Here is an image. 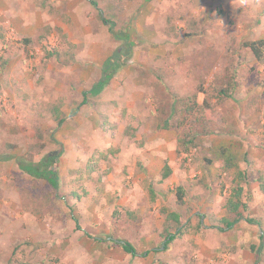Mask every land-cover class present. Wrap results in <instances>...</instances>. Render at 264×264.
Instances as JSON below:
<instances>
[{
  "label": "rangeland",
  "instance_id": "obj_1",
  "mask_svg": "<svg viewBox=\"0 0 264 264\" xmlns=\"http://www.w3.org/2000/svg\"><path fill=\"white\" fill-rule=\"evenodd\" d=\"M260 40L264 0H0V264H264V58L246 46ZM116 51L121 68L82 105ZM227 139L254 224L222 231L232 175L210 150ZM48 154L57 188L20 167ZM164 209L185 226L168 250Z\"/></svg>",
  "mask_w": 264,
  "mask_h": 264
},
{
  "label": "trees",
  "instance_id": "obj_2",
  "mask_svg": "<svg viewBox=\"0 0 264 264\" xmlns=\"http://www.w3.org/2000/svg\"><path fill=\"white\" fill-rule=\"evenodd\" d=\"M92 4L95 7H98L96 2H92ZM100 16L105 25L109 27V32L118 40H122L125 42L126 46L128 48H131V44L129 43V36L126 33H118L116 31V24L108 19L103 18V12L100 11ZM246 46L250 48L256 59L259 61L263 60L264 58V40L260 41H254L250 43H246ZM121 53L116 51V53L108 59L103 67H102V74L98 82H96L91 89L85 91L83 93L84 100L82 101V105H85L88 103L89 97H99L104 90L109 86L110 82L114 78L115 74L118 72V70L121 68ZM206 95V101L205 104L208 103V96L209 94L205 91H201ZM229 97L230 93L227 88H221L216 95V98L220 100L221 97ZM195 105L197 106V103L195 102ZM194 107L192 106L191 109L186 106V111L188 113H191L194 111ZM56 121L58 124V127L61 126L65 118L62 116L59 109L56 110ZM169 121H165L162 125L163 128L168 129L170 127ZM183 122H181L182 124ZM190 136V135H189ZM188 136V137H189ZM194 139H185L184 140V146L188 147L190 144H193ZM238 146L233 141L222 140L220 142H216L212 144L211 146V152L213 159L216 160H223L224 162V169L225 171L229 172L232 175V188L231 193L226 201V209L228 212V216L226 218H223L221 220V223L223 224V227L220 229L222 231L225 230H232L235 227H237L242 221H246L249 224H254V220L245 218L244 213L248 209L247 203L243 201V196L245 194L246 185L250 184V177L248 175V172L240 169L239 162L241 161V156L243 154L238 153ZM58 154H48L45 155L39 162H34L33 160H22L20 162L21 170L36 178V179H44L48 181L53 188L58 187V175L54 169L55 164L58 162ZM208 163H213L212 160H207ZM172 174V170L168 164H165L163 171H162V178L163 180L168 179ZM257 183H259L260 191L264 193V178L259 177L257 180ZM150 193L152 195V199L155 200V191L153 188L150 189ZM176 197L177 202L180 206L184 205L185 203V192L182 187H178L176 189ZM164 215L166 216L165 221V237H164V244L163 248L164 250H168L177 239H180L184 235V228L185 226L182 224V216L174 213V212H168L165 209L163 210ZM76 223H78L77 220H75ZM175 226V233H171L170 230L173 229ZM80 227L78 226V229ZM115 245L122 248L124 252H126L128 255H131L132 257L138 256V251L135 248V246L124 240H117L114 241ZM261 248H256L254 246L251 247V251L257 254V257H262L263 252L261 251ZM145 254H142V256H145Z\"/></svg>",
  "mask_w": 264,
  "mask_h": 264
}]
</instances>
